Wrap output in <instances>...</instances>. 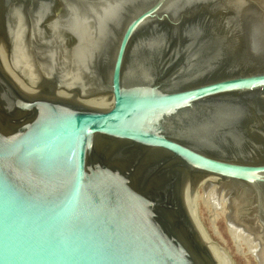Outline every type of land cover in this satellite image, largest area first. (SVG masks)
Wrapping results in <instances>:
<instances>
[{"label": "water", "instance_id": "1", "mask_svg": "<svg viewBox=\"0 0 264 264\" xmlns=\"http://www.w3.org/2000/svg\"><path fill=\"white\" fill-rule=\"evenodd\" d=\"M247 9V10H246ZM256 0H0V264H219L207 178L264 230Z\"/></svg>", "mask_w": 264, "mask_h": 264}, {"label": "rangeland", "instance_id": "2", "mask_svg": "<svg viewBox=\"0 0 264 264\" xmlns=\"http://www.w3.org/2000/svg\"><path fill=\"white\" fill-rule=\"evenodd\" d=\"M256 1L262 3L263 11L257 13L249 11L248 13L249 15H259L263 20L264 0ZM261 23L264 24V21ZM214 182H210V185L207 186H203L200 182L198 186L193 188V201L197 194L200 195L199 201L194 204L195 207L193 204L191 205L193 213L197 215L199 227L206 232L205 234L211 239L213 247L217 248V252H220L218 254L222 255L221 257L227 264H261L254 253V245H250L246 239V241L240 240L234 236L235 234L232 231L233 226L230 222L228 201L232 198V194L239 190L233 187H221V183Z\"/></svg>", "mask_w": 264, "mask_h": 264}, {"label": "bare ground", "instance_id": "3", "mask_svg": "<svg viewBox=\"0 0 264 264\" xmlns=\"http://www.w3.org/2000/svg\"><path fill=\"white\" fill-rule=\"evenodd\" d=\"M247 14L249 15V13ZM250 16L252 17L251 28L252 30H254L252 39H255L257 41V44L261 43L264 46V24L261 23L264 21V19L262 20L261 17L256 14H253V15L251 14ZM213 181L222 184V182L216 178L204 179L201 182V184L203 186H207V185H210V182H213ZM233 188L235 189V187ZM236 190H239V191L238 192L235 191V193L232 194V198L229 199L230 202L228 201V209L230 210V213H229L230 222L233 226L232 231L235 234L234 236H236L240 240L246 239L250 245L251 244L254 245L255 255L258 257L261 264H264V230L257 226L256 221H255V224H251L248 221H246L249 216L248 214L249 209L252 206L251 193L250 192L248 193L244 189L236 188ZM247 195L249 198L247 197ZM193 198L194 196L191 197L190 199V204H189L190 210H191L193 219L195 223L197 224L200 233L203 236V239L206 241V243H208V245L212 246V252L214 254L216 261L219 264H227L226 261L221 257L222 255L220 256L218 254L220 252H217V248L213 247L211 239L208 237V235L205 234L206 232L203 231L201 227H199L197 215L193 213V209H191L192 207L191 205L193 204L194 206V204H197L196 202L199 201L200 195L197 194L195 196L194 201H193ZM252 223H254V221Z\"/></svg>", "mask_w": 264, "mask_h": 264}]
</instances>
